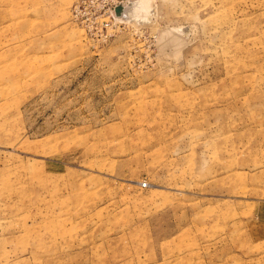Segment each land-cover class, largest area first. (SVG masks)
Listing matches in <instances>:
<instances>
[{"label":"rangeland","instance_id":"obj_1","mask_svg":"<svg viewBox=\"0 0 264 264\" xmlns=\"http://www.w3.org/2000/svg\"><path fill=\"white\" fill-rule=\"evenodd\" d=\"M132 1L0 0V264H264V0Z\"/></svg>","mask_w":264,"mask_h":264},{"label":"bare ground","instance_id":"obj_2","mask_svg":"<svg viewBox=\"0 0 264 264\" xmlns=\"http://www.w3.org/2000/svg\"><path fill=\"white\" fill-rule=\"evenodd\" d=\"M146 5H147V2H143L142 0H133L131 2L130 6H129L130 7V10H131V12H129V14H131L132 16H135L139 12L142 13V14L145 13L147 11V7H148ZM122 11H123V9L121 11H117V16L120 15ZM121 16H119V17H121ZM135 19H136V17H135Z\"/></svg>","mask_w":264,"mask_h":264},{"label":"water","instance_id":"obj_3","mask_svg":"<svg viewBox=\"0 0 264 264\" xmlns=\"http://www.w3.org/2000/svg\"><path fill=\"white\" fill-rule=\"evenodd\" d=\"M122 10V7H116L115 9H114V13H115V15L117 16V11H121Z\"/></svg>","mask_w":264,"mask_h":264}]
</instances>
